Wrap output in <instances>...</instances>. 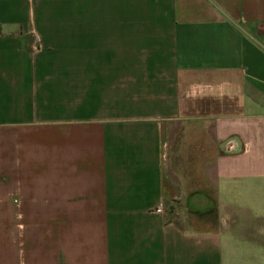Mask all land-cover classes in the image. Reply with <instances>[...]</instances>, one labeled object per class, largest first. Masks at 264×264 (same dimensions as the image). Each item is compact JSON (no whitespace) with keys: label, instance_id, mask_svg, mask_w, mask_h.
<instances>
[{"label":"crops","instance_id":"0c3cea01","mask_svg":"<svg viewBox=\"0 0 264 264\" xmlns=\"http://www.w3.org/2000/svg\"><path fill=\"white\" fill-rule=\"evenodd\" d=\"M197 107L195 186L166 145ZM0 264H264V0H0Z\"/></svg>","mask_w":264,"mask_h":264},{"label":"rangeland","instance_id":"374dc122","mask_svg":"<svg viewBox=\"0 0 264 264\" xmlns=\"http://www.w3.org/2000/svg\"><path fill=\"white\" fill-rule=\"evenodd\" d=\"M211 102V101H210ZM216 99H212V108L216 112ZM198 114L194 117H184L178 121L170 123L167 134V153L166 169L168 175L175 180L178 178H192L195 186L199 185L202 180V170L204 164L213 159L215 147L212 140V118H206L201 115V108H196ZM241 200L253 208H257L259 199L249 194L248 189ZM209 197V196H208ZM183 202L179 200L176 204V213L172 211L175 221L185 228L200 230L205 227L214 225V215L210 213L211 209L205 212L194 211L187 208L186 199ZM210 201L212 197H209ZM224 202L236 204V194L228 195V192L222 193ZM239 199V198H238ZM220 200V199H219ZM220 202V201H219ZM175 213V214H174ZM239 230V229H237Z\"/></svg>","mask_w":264,"mask_h":264},{"label":"trees","instance_id":"16d2710c","mask_svg":"<svg viewBox=\"0 0 264 264\" xmlns=\"http://www.w3.org/2000/svg\"><path fill=\"white\" fill-rule=\"evenodd\" d=\"M210 213H211V214H213V211H212V210H210Z\"/></svg>","mask_w":264,"mask_h":264}]
</instances>
